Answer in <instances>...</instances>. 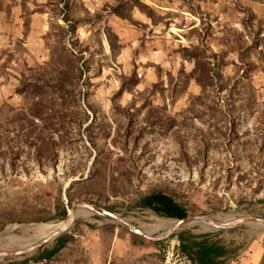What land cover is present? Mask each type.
I'll return each instance as SVG.
<instances>
[{
    "label": "rangeland",
    "instance_id": "1",
    "mask_svg": "<svg viewBox=\"0 0 264 264\" xmlns=\"http://www.w3.org/2000/svg\"><path fill=\"white\" fill-rule=\"evenodd\" d=\"M158 192L187 218L264 219V0H0V236L81 203L179 221L141 206ZM182 232L264 264V226L153 241L96 213L0 264H192Z\"/></svg>",
    "mask_w": 264,
    "mask_h": 264
},
{
    "label": "trees",
    "instance_id": "2",
    "mask_svg": "<svg viewBox=\"0 0 264 264\" xmlns=\"http://www.w3.org/2000/svg\"><path fill=\"white\" fill-rule=\"evenodd\" d=\"M141 206L149 208L158 215L183 220L188 217L184 207L178 204L171 196L158 192L151 194L141 201ZM179 254L192 264H228L238 257L236 248L224 245L216 236L203 234L195 236L187 232L178 234ZM65 238L58 240V246L45 259H51L66 244Z\"/></svg>",
    "mask_w": 264,
    "mask_h": 264
},
{
    "label": "bare ground",
    "instance_id": "3",
    "mask_svg": "<svg viewBox=\"0 0 264 264\" xmlns=\"http://www.w3.org/2000/svg\"><path fill=\"white\" fill-rule=\"evenodd\" d=\"M93 213L103 214V215L107 216L108 218L115 220L114 216L111 213L103 212V211H97L93 208L83 206V207H80L79 209H77L72 215H70L68 220L65 222V224L61 223V224H58L55 226L50 224V225L34 226L31 228H21V229L25 230V232L33 231L34 235H35V237L30 238L28 240H25L21 243H19L18 241L16 242L11 238V235H19V233H12V231L8 232V233H4L2 236H0V240H3L4 238H10L11 241L16 243L15 246L7 249V251L5 250L4 252H11V251H15V250H23V249L30 248V247L36 245L37 243H39L40 241L52 237L61 229L65 228L67 226L68 227L73 226V224L76 222V220L80 214L83 215L84 217L91 218ZM216 218L220 224H229V223L238 222L241 217H237L235 214H220V215H217ZM193 224H201V225L211 227V226L207 225L205 222H191V223H187L184 225H180L179 221L172 222L170 220L160 219V218H153L151 223L144 224L142 227L145 230L146 234L155 237V236L164 235V234L172 232V231L182 230L184 228L192 226ZM213 230H215V229L213 228ZM9 256H13V255L1 253L0 254V261L3 258L9 257Z\"/></svg>",
    "mask_w": 264,
    "mask_h": 264
},
{
    "label": "water",
    "instance_id": "4",
    "mask_svg": "<svg viewBox=\"0 0 264 264\" xmlns=\"http://www.w3.org/2000/svg\"><path fill=\"white\" fill-rule=\"evenodd\" d=\"M83 206H87L90 208H93L97 211H103V212H108L111 213L114 216V219L118 222H120L122 225L131 228L134 232H136L137 234L144 236L150 240L153 241H159V240H163L165 238H168L169 236H171L175 231L166 233L164 235L161 236H150L148 234H146L145 232L135 228L134 226L130 225L128 222H126L123 218H121L120 216H118L115 213L109 212L107 210L102 209L100 206L96 205V204H90V203H81L78 206L73 207L70 211L68 216L72 215L77 209H79L80 207ZM191 222H205L207 225L213 227L215 230L221 231V230H229L232 229L236 226L239 225H246V224H252V225H256V226H260L263 227L264 226V219H259L256 217H252V216H243L240 218V220L236 223H229V224H220L216 218V216H203V217H194V218H186L183 220H179L180 225H184L187 223H191ZM70 226L65 227L63 229H61L60 231H58L55 235H53L50 238H47L45 240L40 241L39 243H37L36 245L27 248V249H23V250H15V251H11V252H2L0 251V254H11V255H15V256H26V255H30L33 254L34 252L43 249L45 246H47L50 242H52L53 240L59 238L63 233L67 232L69 230ZM24 231V230H23Z\"/></svg>",
    "mask_w": 264,
    "mask_h": 264
}]
</instances>
